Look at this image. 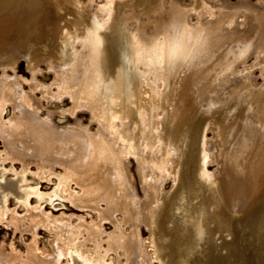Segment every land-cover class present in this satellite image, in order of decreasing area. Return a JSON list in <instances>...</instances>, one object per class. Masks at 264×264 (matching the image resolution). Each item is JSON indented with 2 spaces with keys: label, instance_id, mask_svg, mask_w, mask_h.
Instances as JSON below:
<instances>
[{
  "label": "rangeland",
  "instance_id": "1",
  "mask_svg": "<svg viewBox=\"0 0 264 264\" xmlns=\"http://www.w3.org/2000/svg\"><path fill=\"white\" fill-rule=\"evenodd\" d=\"M45 1L0 34V261L262 254L264 0Z\"/></svg>",
  "mask_w": 264,
  "mask_h": 264
},
{
  "label": "bare ground",
  "instance_id": "2",
  "mask_svg": "<svg viewBox=\"0 0 264 264\" xmlns=\"http://www.w3.org/2000/svg\"><path fill=\"white\" fill-rule=\"evenodd\" d=\"M144 1V0H143ZM46 1L45 0H0V7H2L1 9H0V16H6V19L8 20H10V22H8V21H6L5 19H2V20H0V34L1 33H3L2 31H4V30H6V31H8L9 29L11 30V26H12V24H14V25H17V26H19V24H20V27H21V25L23 24V22L25 21V19H26V21H31V19H30V16L32 15V10H33V8L35 7V5H37V4H41V6H43V3H45ZM48 6V5H47ZM43 8V7H42ZM143 9V8H142ZM49 10V9H48ZM49 12V11H48ZM168 13V12H167ZM48 14V13H47ZM115 15V14H114ZM28 17V18H27ZM114 17V16H113ZM31 18H32V16H31ZM49 19V18H48ZM114 19V18H113ZM145 19V18H144ZM177 21V20H176ZM182 21V20H181ZM180 21V22H181ZM119 22V21H118ZM130 22V21H129ZM57 23V22H56ZM84 23V22H83ZM107 23H109V22H107ZM79 25V24H78ZM10 26V27H9ZM119 27V26H118ZM128 27V26H127ZM160 27V26H159ZM167 27V26H166ZM171 27V26H170ZM112 28V27H111ZM162 28V27H161ZM13 29V28H12ZM20 29V28H19ZM18 29V30H19ZM115 29H118V28H115ZM145 30V29H144ZM165 30V29H164ZM176 30V29H175ZM130 32V31H129ZM137 32H139V31H137ZM143 32V31H142ZM146 32V31H145ZM177 32V31H176ZM16 33V32H15ZM111 33V32H110ZM116 34H117V32H115ZM160 33V32H159ZM136 35V34H135ZM141 35H143V34H141ZM169 35V34H168ZM3 36V35H2ZM1 35H0V38L2 37ZM145 36V35H144ZM158 36V35H157ZM114 37H116V36H114ZM136 37V36H135ZM140 37V36H139ZM146 37V36H145ZM112 38V37H111ZM119 38V37H118ZM141 38V37H140ZM149 37H147V39H148ZM119 39H121V38H119ZM114 40V39H113ZM125 40V39H124ZM208 40V39H207ZM95 41V40H94ZM120 41V40H119ZM147 41V40H146ZM149 41V40H148ZM1 42V41H0ZM7 42V41H6ZM5 41H3V43L1 42V45H5V43H6ZM111 42V41H110ZM114 42H115V40H114ZM137 42H139V41H137ZM152 42V41H151ZM150 42V43H151ZM162 42V41H161ZM163 42H164V40H163ZM96 43V42H95ZM98 43V42H97ZM170 43V40H169V42H168V44ZM85 45V44H84ZM91 45V44H90ZM150 45V44H149ZM126 46V45H125ZM129 47V46H128ZM147 47V46H146ZM90 48V47H89ZM99 48V47H98ZM149 48H150V46H149ZM122 49V48H121ZM209 49V48H208ZM146 50V49H145ZM128 52H129V50H128ZM98 53V52H97ZM115 54V53H114ZM126 54H128V53H126ZM203 54V53H202ZM90 55V54H89ZM91 55H93V54H91ZM86 58V57H85ZM90 58V57H89ZM141 58V57H140ZM203 58V57H202ZM93 59V58H92ZM100 59V58H99ZM144 59V58H143ZM127 60V59H126ZM142 60V59H141ZM85 61V60H84ZM99 61V60H98ZM137 61V60H136ZM84 63V62H83ZM142 66V65H141ZM149 66V65H148ZM9 67V66H8ZM146 67V66H145ZM143 70H144V68H143ZM92 76V75H91ZM90 82V81H89ZM76 89V88H75ZM90 95V94H89ZM93 96V95H92ZM91 97V96H90ZM91 99V98H90ZM94 104V103H93ZM234 128V127H233ZM233 130V129H232ZM226 132V131H225ZM227 133V132H226ZM234 133V132H233ZM237 134V133H236ZM188 136V135H187ZM230 136V135H229ZM232 136H234V135H232ZM231 136V137H232ZM232 139H234V138H232ZM225 140V139H224ZM227 141V140H226ZM185 144V143H184ZM231 145V144H230ZM235 145V144H234ZM255 145V144H254ZM228 146V145H227ZM234 147V146H233ZM235 147H237V146H235ZM232 149V148H231ZM236 149V148H235ZM234 150V149H233ZM253 150H254V148H253ZM256 151V150H255ZM236 152V151H235ZM252 152V151H251ZM227 153H228V151H227ZM252 154V153H251ZM255 154V153H254ZM257 154V153H256ZM258 155H259V152H258ZM183 156V155H182ZM258 157V156H257ZM230 161V160H229ZM250 172V171H249ZM186 174V173H185ZM176 177V176H175ZM253 178V177H252ZM246 179V178H245ZM248 179V178H247ZM250 181V180H249ZM247 183V182H246ZM244 187V186H243ZM247 188V187H246ZM248 189V188H247ZM248 191V190H247ZM253 191V190H252ZM223 194V193H222ZM224 195V194H223ZM177 202V201H176ZM215 207V206H214ZM221 209V208H220ZM216 210V209H215ZM148 211V210H147ZM229 212V211H228ZM150 213V212H149ZM204 215H205V211H204ZM188 217V216H187ZM209 220H211V218L210 219H206L205 218V216H203L202 218H200L199 219V221H197V225L195 226V228H196V230H195V234H196V236H195V238L197 239V241L199 242V241H201L204 237H205V235H207L208 233H209V229H208V225L207 224H204L203 222L204 221H206V222H208ZM186 222V221H185ZM209 223V222H208ZM192 226V225H191ZM194 228V229H195ZM196 231H197V233H196ZM153 232V231H152ZM187 232H189V235L190 236H194V234H193V232H191L190 231V229L189 230H187ZM213 236L215 237V235H214V233H213ZM189 238V237H188ZM187 238V239H188ZM213 238V237H212ZM180 239H182V238H180ZM174 240V239H173ZM188 241H190V240H188ZM211 241V240H210ZM188 243V244H187ZM211 243V242H210ZM216 243V242H215ZM148 244V243H147ZM199 244V243H198ZM198 244L197 243H195V241H194V243L192 244V242L190 241V244H189V242H181L180 240L179 241H173V243H171V246H170V250H172L173 252H172V254H173V256H175L176 258H177V261H175V263L174 264H209L208 262L209 261H212V255H213V253L212 254H210V255H208V254H204L203 256H202V258H205V260L204 259H202V258H200V260H198V259H195V257H196V255H197V253L199 254V253H207V251L209 250V248L211 249V247H212V244H211V246L210 247H208V248H206V247H204L203 248V246H202V248H200V249H198ZM206 244H208V242L206 243ZM215 245H218V243H216ZM217 247V246H216ZM218 247L220 248V246L218 245ZM216 248V251H217V249H219V248ZM202 249V250H201ZM221 250V249H220ZM167 255H169V253H167ZM216 256V255H215ZM168 257H171V254H170V256H168ZM198 257V256H197ZM217 257V256H216ZM215 257V258H216ZM171 259V258H170ZM173 260V259H172ZM203 260V261H202ZM198 262V263H197ZM0 263H2V264H8V262H6V260H2V261H0ZM84 263V262H83ZM173 263V262H172Z\"/></svg>",
  "mask_w": 264,
  "mask_h": 264
},
{
  "label": "water",
  "instance_id": "3",
  "mask_svg": "<svg viewBox=\"0 0 264 264\" xmlns=\"http://www.w3.org/2000/svg\"><path fill=\"white\" fill-rule=\"evenodd\" d=\"M248 264H264V252L262 254L256 255V259L254 256H252Z\"/></svg>",
  "mask_w": 264,
  "mask_h": 264
}]
</instances>
